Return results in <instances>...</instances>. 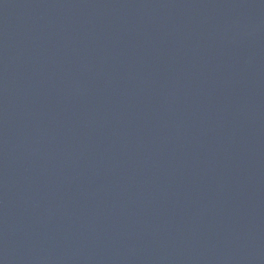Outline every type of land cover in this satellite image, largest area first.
Segmentation results:
<instances>
[{
    "label": "water",
    "instance_id": "obj_1",
    "mask_svg": "<svg viewBox=\"0 0 264 264\" xmlns=\"http://www.w3.org/2000/svg\"><path fill=\"white\" fill-rule=\"evenodd\" d=\"M0 264H264V0H0Z\"/></svg>",
    "mask_w": 264,
    "mask_h": 264
}]
</instances>
